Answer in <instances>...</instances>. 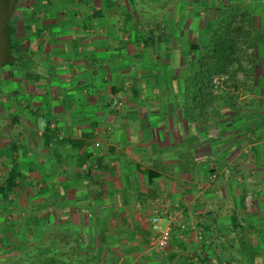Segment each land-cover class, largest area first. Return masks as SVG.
I'll list each match as a JSON object with an SVG mask.
<instances>
[{"label": "crops", "instance_id": "obj_1", "mask_svg": "<svg viewBox=\"0 0 264 264\" xmlns=\"http://www.w3.org/2000/svg\"><path fill=\"white\" fill-rule=\"evenodd\" d=\"M158 1L167 9L158 34L181 36L184 46L166 37L156 49L128 35L121 45L117 8L96 22L97 39L72 29L68 40L32 34L19 64L0 77V174L23 177L8 199L0 193V261L36 246L42 228L67 232L51 239L53 254L81 264L195 263L201 233L218 245L264 239V0L220 3L241 8L237 20L254 44L239 43L244 71L213 92L206 110L186 91L189 43L219 19V0ZM192 3L200 12L187 13ZM204 9L207 25L188 27ZM50 122L87 142L47 145ZM157 215L161 229L173 227L164 251L152 240Z\"/></svg>", "mask_w": 264, "mask_h": 264}, {"label": "trees", "instance_id": "obj_2", "mask_svg": "<svg viewBox=\"0 0 264 264\" xmlns=\"http://www.w3.org/2000/svg\"><path fill=\"white\" fill-rule=\"evenodd\" d=\"M3 1L8 7L11 6V15L7 18L5 23V42L3 41L6 50L5 53L8 58L3 64H6L5 66H7L9 64H19L21 60L20 55L17 52V25L12 21V15L17 9L19 0L13 1L12 4H10L11 0ZM80 1L82 3L88 2L86 0ZM129 1L132 5L134 14L123 7L122 1L119 2V10L124 25L122 29V38H120L121 45L128 44L129 41L124 40L125 35H128L129 38L135 39L138 43H144L147 47L152 46L157 49L158 44L162 43L166 38V35L158 34L159 26L156 24L159 22L157 19L159 16L156 13L165 10L164 3L158 0ZM221 2L222 0H219V5L216 7L220 10L219 19L216 20V22H211L207 26V29L205 30L207 37L189 43L191 53L193 52L192 61L194 66H190L187 69L188 78L185 82V87L189 94V98L191 100H197V103L205 110L206 107L213 104V92L215 87H219L216 86L214 77L217 75L226 76V81H223L225 84L230 79L237 77L240 71H244V67H242V59L245 58L246 55L248 56V52L247 49L246 52L241 50L239 43L248 42L251 45L254 44L253 37L250 36V33L248 34L247 29H245V19L241 18V20H237L239 15H241V17L245 15L240 14L241 8L220 4ZM151 10L153 14L150 13ZM103 14V9H96L95 7L93 14L86 15L85 23L83 25L84 28H90L92 24H96ZM29 15H27V17ZM135 15H137V18ZM155 19H157L158 22L155 21ZM35 33L36 36L40 35L42 30L38 29ZM28 35L30 38L32 34L28 33ZM259 39L260 38H258V40ZM200 93L202 95H200ZM92 134L93 133L84 134V136L90 138L93 136ZM45 136L47 145L52 144L53 139L62 144L71 142L78 147H83L87 142V140L80 141L81 139H72L71 137L66 136V132H64L58 124L54 128H51V122L48 124ZM18 179H23L22 173L18 171V169H13L11 174L1 182L0 193L2 194L3 199H8L10 193L17 189L16 187L19 186L17 183ZM38 231L39 232L36 233L35 236H39V239L43 240L38 242L36 246L32 245L31 247H27L21 255L9 257L8 259L0 261V264H81L80 261L74 259L68 260L66 256L53 254L51 239H68L69 236L67 232L64 234H53L51 228H42ZM72 235L74 234L71 233V236ZM204 235L205 233L203 236ZM205 237L206 236H204V238ZM45 239H50V242ZM228 248L227 243L223 242L219 244V249L223 254L225 253V255H228L229 253ZM89 258L90 256L88 255L84 259L89 260ZM201 258L204 261L207 260L205 256H201ZM236 260L242 261V263L244 262L240 259ZM222 262L220 264H222ZM230 262H233L232 258L228 264H230Z\"/></svg>", "mask_w": 264, "mask_h": 264}, {"label": "rangeland", "instance_id": "obj_3", "mask_svg": "<svg viewBox=\"0 0 264 264\" xmlns=\"http://www.w3.org/2000/svg\"><path fill=\"white\" fill-rule=\"evenodd\" d=\"M13 1L15 0H11L10 4H12ZM86 1L88 2L82 3L80 0H19L17 9L14 11L12 15V21L17 25L18 33L16 34V40L18 43V46H17L18 54H20L19 51L21 49H26L24 48L25 46L31 45V40L28 37L29 36L28 33L34 34L35 30L37 32L38 29L43 30L44 31L43 35L46 37H49L50 35L47 36V34H51L52 32L58 35L56 36L57 37L56 39L61 38V40L63 39L66 40L68 38L67 36H64V34L68 33L69 29L70 30L72 29L74 33L76 30L77 31L82 30L81 34L84 35L82 38H84V40L86 41L88 40V36L91 39H94V38L97 39L100 33V28H101L100 25L92 24L90 28H84L83 26L85 23L86 15L93 14L95 7L96 9H103L104 12L107 11L110 13H115L117 8L118 9L120 8L119 2L122 1L123 7L126 10H129L132 13H134L132 5L129 0H127L126 2H123V0H109V1L86 0ZM186 1L193 2L195 0H186ZM190 6L186 4L185 9L187 10V13H190L192 9L194 10L196 9V11L198 10L200 12V7L198 8L197 4L194 5L192 3ZM10 7H8L6 3H4L3 0H0V77H3L4 73H7L9 70V65L5 66L6 64H3V62H5L8 59L5 53L6 50H5V45L3 41L5 39V23L7 21V18L11 15ZM156 7H159V6H156ZM175 10H176V7L173 9V12ZM176 12L177 11H175V13ZM150 13L153 14L152 10ZM163 13L164 14L167 13V10L166 9L161 10V12L156 13L159 16L160 20L164 18V16L161 17ZM211 13L212 12L210 10L208 11V9H204V14L202 15L203 19L199 20L196 23L194 20L189 19L190 21L188 20L189 23L187 26L190 28L196 27L200 22V25H202L201 27L204 28L207 25L208 20H210L209 18L210 17L212 18ZM27 15L29 16L27 17ZM135 17L137 18V15H135ZM213 18H215V16H213ZM158 20L155 19V21L157 22ZM165 22H167L168 24V25L165 24L166 28H173V26L169 24V21H165ZM43 35L40 36V38H43L44 37ZM193 35H194L193 41H197L202 38L205 39V37H207L205 31L202 32V34H199L197 31H194ZM167 39L175 40L177 44L184 46L181 36L180 37L177 36L175 38L174 36H169ZM164 40L165 41H163L161 45L166 46V38ZM41 42H44L43 39L41 40ZM46 43L47 42H44V46ZM161 48L163 50L165 49V47H162V46ZM57 54L63 55L64 52H59ZM157 54L159 55V52ZM188 55L190 58H192L193 54L191 52L190 53L188 52ZM13 69L16 71V75H19V67H16ZM263 72H264V69H263ZM224 86L225 84L222 81V83L219 84V87H215V90L217 92H215L214 90V94H220L221 89H223ZM2 90L3 89L0 85V92H1L0 98L4 96ZM1 102H0V105L2 104L4 106V102L2 100ZM3 180L4 179L1 178V174H0V184ZM1 230H2V234H1L2 236L7 234L6 232L5 234H3V229H0V231ZM11 232H12V236H15V233H17V229L12 228ZM155 238L156 239H152V240L157 243L156 241L157 237ZM174 240L178 241L177 239H173V241ZM197 241L200 244L199 245L200 250L198 252L201 253V255L199 254L198 257L201 258V256H205L207 259L206 261H203L204 264H220L222 261H223L222 264H228V262L230 261L229 255H224L220 252L221 250L219 249V245L217 242H215L216 239H205V238L201 239L198 236ZM227 241H228L227 242L228 246L232 250V254L241 255L243 257L242 260L246 262V263L245 262L242 263V261L236 260L234 258L233 262H230V264H264V239H229ZM234 252L237 254H235ZM173 260L174 259L172 258L171 263L174 262ZM201 261L195 260V263L194 262L191 263L190 261H188L187 264H198Z\"/></svg>", "mask_w": 264, "mask_h": 264}, {"label": "built area", "instance_id": "obj_4", "mask_svg": "<svg viewBox=\"0 0 264 264\" xmlns=\"http://www.w3.org/2000/svg\"><path fill=\"white\" fill-rule=\"evenodd\" d=\"M225 79H226V76L217 75L214 77V82H215L216 86H219V84L222 83V81H224ZM228 171H226L227 177L230 176V173ZM159 220H160L159 215H157L153 218V229L156 233L155 236L157 237L156 249L158 251H163L171 243L172 234H173V227L171 225H169V226L161 229L159 226ZM199 237L201 239L204 238L202 233L199 235Z\"/></svg>", "mask_w": 264, "mask_h": 264}]
</instances>
